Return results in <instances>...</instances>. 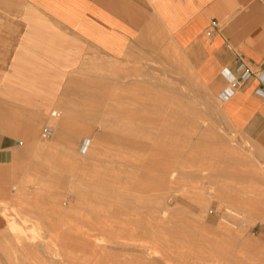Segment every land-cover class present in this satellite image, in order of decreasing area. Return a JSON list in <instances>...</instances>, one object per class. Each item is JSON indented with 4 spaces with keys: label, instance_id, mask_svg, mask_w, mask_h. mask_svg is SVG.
<instances>
[{
    "label": "rangeland",
    "instance_id": "374dc122",
    "mask_svg": "<svg viewBox=\"0 0 264 264\" xmlns=\"http://www.w3.org/2000/svg\"><path fill=\"white\" fill-rule=\"evenodd\" d=\"M261 1L264 2V0ZM29 9L30 8L25 4V0H0V16L5 17V22L3 24L5 26L4 29L10 30L8 27H10L11 24L7 23V21H16L19 23V26L21 25L23 28H28V19L30 17ZM32 17L33 19H37L38 25L41 24L42 27H45L46 21L44 17L36 12L32 14ZM47 24L49 30L53 29V33H56L57 37H60V30L55 29V26L48 22ZM65 41H68L70 46H74V48H70V50L78 52L79 55H70L65 57L58 56L53 57L52 60L49 59L47 66L53 71L48 70L45 67L46 63L42 64L39 62L38 67L48 70H46V76L42 75V79H38L41 73L38 68H34L31 71L27 70V72L25 71L31 64H35V59L29 54L25 55V53H21V59H19L21 71L19 69L16 72L17 76L15 75V78L20 80L32 79V81L36 80L38 82L36 86L41 88H38L40 91H37L33 100L0 99V113L4 115L6 124L12 122V119L15 118L19 123L21 122V124L24 123V121L29 122L31 117L33 119L34 115H38L36 113L41 112V107L45 108L44 112L46 111L42 114L39 122L38 120L33 119V122L37 123L36 133L34 134L33 139H28L27 137L25 138V136L18 137L19 141L24 144L23 147L29 146V162L26 166L22 165L24 170L23 172L27 171V173L25 175L22 174V176L20 175L21 179L19 178L13 186L14 191L13 195L10 197V202L2 204L0 207V212L6 219V227L4 230L0 231V239H2L3 234L6 235L2 239V242L4 243L1 244L0 242V264H38L39 261L41 263L43 260L42 258V260L40 259L41 256L44 257L43 261L45 262L47 260V256H50V254L51 256H48V262H46L49 264H59V259L61 262H64L61 258V246L64 242L62 236L67 228L71 227V225V228H73L75 223V227H78L79 230L81 227V231L82 229L84 230V228V231H87V227L88 229H90V227L92 229V227L96 228L99 226L97 221H92L95 218L94 216L97 218L96 213L92 211L89 212L90 214L81 212L82 209L79 206L81 200H79L77 195L81 193L80 189L84 187L82 185L83 175L84 179L87 181L90 180L89 185H91L89 188L91 190H94V187L96 191L100 188V185L96 186L93 184L94 181L104 180L112 187H117L116 185L119 184L117 188H124L125 190L123 191H125V194L127 195L129 193V196H138V194L141 197L144 196V200L139 199V203L138 200L133 202L137 204H142L144 202V209L146 211L144 209L137 210L134 206L135 210L133 207H130L128 212H130L129 216L131 218H135L138 213L140 214L143 212L141 215L143 223L145 224H148L149 218L147 219V214L150 209L154 208L157 210H164L165 205L166 209L171 207V209H168L171 214L169 217H166L169 218L178 233L175 232V236L174 233H170V236L169 233L166 234L164 230L163 233H161L162 229L154 227L157 231L153 228L150 233L151 235L153 234V236L158 233V235H155V237H158L153 238V236L147 234V236H145L146 239L144 238L142 240L151 244L152 242H157V239H161L159 240L161 244L163 245L164 243L162 247L163 257H167L168 253L167 250L164 249L166 247L165 244L172 245V248L175 247L174 250L176 253L182 252L184 253L183 256L185 254V256L189 254L188 256L191 257L187 263L179 262L177 260L175 261V264H245V261L251 262V264H264V167L261 168V166L264 165V152L261 149H255L247 141L239 139L236 132L223 118L218 99H215L208 89L196 81L193 74L189 71L175 73L172 71V66L170 64L165 66L161 65V67H159L160 71H158L155 56L147 58V60L142 62L132 60L124 63L117 62V64H121L123 69H128V71L125 70L126 73L124 72V74L126 76H122L120 79L117 78L116 81L113 75L108 72H104V67L108 68L109 63L115 62H111L106 57L99 56L94 50L88 48L82 42H79L74 38ZM20 48L23 51H28V48L24 45L23 40L20 41ZM36 58L41 59L39 55H37ZM42 58L46 59V56L43 55ZM82 68H85L86 71L87 69H89V71L91 70L90 72L87 71L85 73H91L92 70L94 73L96 71L101 74L103 73L107 77L106 82L114 86L113 89L121 90L126 94L120 97L121 99H105L106 95L104 98L100 99L99 94L95 90V95L86 96L84 99L85 102L83 99L77 100L74 97L58 96L56 94L57 90L54 87L53 79L56 76H62L63 79L61 83H64L63 80L65 79L66 81L67 78H71V76L72 79L80 78ZM11 69L12 67L9 66V73H11ZM45 79L50 82L53 81L51 83L52 87L49 89L52 94H50L44 86L46 85L44 82L47 81ZM134 82H140L141 84L145 83L146 86H149V88H147L149 91H144L141 96H137L138 98L133 95V100H141V102L131 104V99L127 98L130 96V92L128 93V91H124H126L127 88L130 90L133 86H128V84ZM157 88L160 90L159 94L156 96L155 92ZM60 90L61 88L58 90V93ZM108 91L109 94L112 93L109 88ZM39 97L40 99H36ZM63 97L66 98L65 102H62V100H65ZM47 99L49 101H46ZM172 99H181L183 104L189 107H193L196 101L197 119L192 117L184 118L183 115L186 116V114H184L183 106L179 114H174V106L171 102ZM87 100L89 102L91 101L90 104L93 105L96 101H100V109L96 111L95 114L91 113L92 111H89V107H83L86 105V102L88 104L87 106H90ZM149 101L150 103H148ZM62 105L65 106V108H62ZM85 108H88L86 109L88 111V116L87 114H85V116H87L88 119L90 118L89 120L82 114V110ZM52 112H56L59 115L61 118V125H67L63 131L66 135H69L72 132H78L83 122V124L87 125L88 128L93 131V134L95 133L94 135L98 136L104 132H119L121 134H125L126 137H133V139L142 140L150 145H153V143L157 140H161L159 145L156 147H158L159 150H165V153H168L170 157L164 158L161 162L162 168L160 167V170L155 172V168L152 167L153 161H151L153 152L148 151L141 153L140 151L136 152L133 150L134 154L133 151H131L132 149H124V147L122 148L121 146L118 148L117 144H114L113 142L112 144L110 143L111 141L107 140L108 142H102V146H104L103 149H105L104 151L102 149V155L103 153H109L106 155L109 156L108 158L112 159L113 163L117 158L119 163L122 162L120 160L122 157L120 156L121 154H126L128 156H123L125 158L123 159L124 163L122 162L124 167H114L108 177L102 178V174L104 172L103 169L98 168L101 171L100 172L97 169L98 166L96 162L89 163V161L86 162L83 158L82 154L87 145V139L81 138L77 146H74L76 150L75 152L81 156H78L79 158H73L72 152L67 149V145L56 140L58 131L57 125L59 124L60 119H57L56 116L52 118V116H50ZM13 116H15V118ZM174 116H177V118H174ZM21 117L25 120L20 121L19 119H21ZM91 119L93 120L90 121ZM88 121L90 123H88ZM194 122H196V124ZM45 125H52L55 130L54 137L48 141H43L41 138V130ZM60 130H62V127ZM8 132L9 130L6 131V133ZM130 132L138 134L130 136L127 134ZM170 132H174V134H164ZM163 138L166 139V142ZM34 139L41 145L40 148L46 147L47 150L45 148L38 150L39 148L37 149V146L34 145ZM31 142H33V145ZM52 143L58 146V149L57 146L54 147L55 150L57 149V153L53 147H50L52 151L48 150ZM62 145L65 146V149H62L64 148ZM220 149H224L225 151L222 152ZM66 151L69 153L67 154ZM229 153L237 155L238 159L230 160ZM57 154L59 155V158L56 157L58 156ZM129 154L134 155H131V157ZM52 155H54V157ZM133 157H137V159L129 160ZM76 159H78V162ZM72 161L75 162V165L72 164ZM250 161H253L252 164ZM84 162L89 163L88 167L86 166L87 169H84L86 164H84ZM125 163L127 165H125ZM82 164L84 166H82ZM136 165H138V167ZM93 168L95 169V172L92 170ZM140 168L142 171H139ZM145 168L147 169L146 171ZM119 169H121V172L117 173ZM134 169H137L136 172ZM88 170H91V174L94 172L93 174L95 175L92 174V176H90L91 174ZM172 170L178 172L177 177L172 181H168L166 178L164 183H162L163 185L158 184L159 177L157 175L159 174V171H166L168 173ZM97 171L99 173L96 179ZM115 171H117V175ZM131 171H134V173ZM229 172L233 173L230 174ZM87 176H94V178H88ZM98 177H100V179H98ZM109 177L110 182L108 180ZM124 177L126 178L124 179ZM115 180L116 182H119L116 184ZM104 181L100 182V184H105ZM168 182L170 185L167 184ZM114 183L116 185H114ZM171 183L173 185H171ZM19 185H23V187H20ZM139 185L142 187L141 189ZM131 186L132 190L130 189ZM171 187L175 189V191ZM198 188L200 189L199 191ZM38 189H42L43 191H38ZM170 189L173 191H170ZM34 192L37 193L34 194ZM142 193L144 194L143 196ZM156 196L158 199L156 198V201H154ZM162 196L164 197L162 198ZM203 198L206 200V203H203L200 200ZM76 199L79 200L80 203L77 202ZM145 199H149L150 202L153 200L154 202L152 201V203H148ZM160 199L162 205L157 204ZM196 199L198 200L195 201ZM57 201V204H60L61 202L60 205H62L63 208H65V204L67 203L74 207H72L71 211H67L68 213H66V210L64 209L60 211L58 209L57 211L55 206ZM76 202L78 204L77 206ZM200 202L202 204H200ZM19 203L21 205H19ZM36 203H38V207ZM133 205L134 204H132V206ZM49 206L51 207L49 208ZM163 206L164 208L162 209ZM76 211L77 213H73ZM50 213L54 215L52 216ZM78 216L80 218H78ZM11 219H16L20 227L32 234L33 239L30 238L32 240L29 241L30 244H33L32 248L35 246L33 249L34 252H36L35 255L37 257H35L37 259L30 253V251H26L27 249L25 252L21 251V246L19 245H14L12 248L8 245V243L13 240L8 230L9 225L11 224L10 222H13ZM70 219H73V222L70 221ZM71 222L72 224H70ZM48 225L53 232L55 231L53 236L50 235L52 231L47 228ZM54 227H58L60 230L58 228L55 230ZM34 228L35 231L31 233V230ZM61 229L63 231H61ZM43 230H46L50 234ZM93 233L97 232L94 231L92 234ZM44 236L46 238H44ZM51 236L53 237V240L51 239ZM42 239H46V242ZM61 239L63 241H61ZM53 241L54 243H52ZM5 242L8 243L6 244ZM46 243L48 246H46ZM187 244L189 245L187 246ZM51 245H53V247ZM45 246L47 247V250L44 249ZM36 247L37 249L39 247L40 250H35ZM55 248L60 250L61 253L58 252L60 254L59 256L53 254L55 256L54 257L50 252L48 254V249L51 251ZM163 251L166 252L165 255ZM44 252H47L48 255ZM175 255L176 254H174V256L172 255L171 259H177L179 257V255ZM169 256L171 257V255ZM51 257L53 259H51ZM179 258H181V256ZM21 259H26V261H24L25 263L21 262L23 261ZM28 260L33 262L30 263ZM35 260H37V263ZM50 260L53 262H50ZM54 260H57L59 263L57 261L54 262ZM44 262L43 264H47Z\"/></svg>",
    "mask_w": 264,
    "mask_h": 264
},
{
    "label": "crops",
    "instance_id": "0c3cea01",
    "mask_svg": "<svg viewBox=\"0 0 264 264\" xmlns=\"http://www.w3.org/2000/svg\"><path fill=\"white\" fill-rule=\"evenodd\" d=\"M25 4L30 8L28 33L18 30L21 25L16 21H7L11 24L8 27L11 31H3L5 17L0 16V99L33 100L41 88L36 86V80L15 78L21 66V53L35 59V64L26 68V72L38 68L43 55L46 56L45 67L53 71L47 66L49 59L79 55L70 50L74 46L65 41L74 38L99 56L115 62L109 63L108 68L104 67V72L113 75L116 81L126 76L124 72L128 71L117 62H142L154 56L158 71L161 65L170 64L175 73L191 72L194 79L219 100L223 118L239 139L264 152L263 1L25 0ZM35 12L45 18V27L33 19ZM47 22L60 30V37L53 33V29L49 30ZM21 40L28 51L20 48ZM37 55L41 59H37ZM9 66L12 67L11 73ZM87 71L81 69L83 73L76 79V87L83 90L72 98L94 96L95 90L100 99L105 95V99H121L126 94L113 89L103 73H94L93 70L85 73ZM237 79H242L238 87L230 95H225L230 83ZM52 82H44L50 94ZM90 84L92 94L87 92ZM129 85L133 87L124 91L130 92L129 99L149 91L145 83ZM108 88L112 93H108ZM159 90L157 88L156 96ZM171 102L174 114H179L183 106L189 109L184 112V118L197 119V112L193 111L196 101L193 107L185 106L181 99H172ZM19 120L25 119L21 117ZM35 129L32 117L22 124L16 118L6 124L4 115L0 113V207L10 202L13 186L20 175L27 173L23 172L22 165L29 162V146L23 147L18 137L31 139L29 137L35 134ZM5 227L6 219L0 212V231Z\"/></svg>",
    "mask_w": 264,
    "mask_h": 264
},
{
    "label": "bare ground",
    "instance_id": "6f19581e",
    "mask_svg": "<svg viewBox=\"0 0 264 264\" xmlns=\"http://www.w3.org/2000/svg\"><path fill=\"white\" fill-rule=\"evenodd\" d=\"M2 28V26L0 25V30H2L1 29ZM18 30H20V31H24V32H26V33H28V31H29V29L28 28H23V27H19V29ZM3 31H5V32H7L6 30H3ZM29 44V43H28ZM26 55V54H25ZM42 58V57H41ZM46 59H43L42 61H41V63L42 64H44V63H46V61H45ZM40 69V75H39V77H38V79H42V75H44V76H46L47 75V69H43V68H40V67H38V70ZM19 70V69H18ZM47 70V71H46ZM20 71H21V69H20ZM91 71V70H90ZM89 71V72H90ZM82 73V72H81ZM71 75V74H70ZM43 76V77H44ZM69 77V76H68ZM62 79H63V77L61 76V77H55L54 79H53V81H54V87L56 88V94L58 95V96H64V97H71L72 98V96L73 95H76V94H79V93H81L82 92V90H83V88H77L76 87V79L75 78H73L72 79V76H71V78H67V80L65 81V79L63 80V82L64 83H61V81H62ZM75 79V80H74ZM56 83V84H55ZM43 85V84H42ZM45 86V85H44ZM61 88V90H60V92L58 93V90ZM92 90H93V88H92V86H91V84L88 86V89H87V92L89 93V94H92ZM63 97V99H65L64 101L62 100V102H65L66 101V98H64ZM70 98V99H71ZM72 100V99H71ZM76 100V99H75ZM77 100H79V99H77ZM84 100V99H83ZM46 101H49L48 99L46 100ZM73 101V100H72ZM71 101V102H72ZM88 101V100H87ZM131 101L132 102H130L131 104H134V103H136V102H141V100L140 101H135V100H133V99H131ZM219 101V100H218ZM61 102V101H60ZM80 102H81V100H80ZM84 102H85V100H84ZM91 102V101H90ZM90 102L88 101V103H89V105L90 106H87L88 104H87V102H86V105H84L83 107H89V111H92L91 113H96V111H98L99 109H100V106H101V103H100V101H96V103L93 105V104H90ZM73 103V102H72ZM148 103H150V101L148 102ZM152 103V102H151ZM61 104V103H60ZM69 104V103H68ZM71 104V103H70ZM84 104V103H83ZM63 105H64V103H63ZM62 105V108L64 107L65 108V106H63ZM66 105V104H65ZM211 105V104H210ZM182 108V107H181ZM41 109V112H39V113H36V114H38L37 116H35L34 115V118L33 119H36V120H38V122L41 120V116H42V114H44L45 112H44V110H45V108L44 107H41L40 108ZM86 109H88V108H85L84 110H82V114L85 116V114H87V110ZM183 111L184 112H188L189 111V109L188 108H186L185 109V107H183ZM193 111H196L197 112V102H196V105H195V107L193 108ZM90 113V112H89ZM40 114V115H39ZM61 114V113H60ZM62 115V114H61ZM92 115V114H91ZM50 116H52V115H50ZM84 116H82V117H84ZM87 116H88V114H87ZM87 116H85L86 118H87ZM53 118V117H52ZM56 118L57 119H60V122H59V120H58V122H59V124L57 125V123H56V125H57V128H58V131H57V137H56V140H58L59 142H61V143H63V144H65V145H67V149H68V151H70V152H72V156H73V158L75 157H78L80 154H78V153H76L75 151V145L77 146V144H78V142L81 140V138H84V139H87V145H86V147H85V150H84V152H83V158H84V160H86V162L87 161H89V163L90 162H92V163H95L96 162V164H97V169L98 168H102L103 169V176H102V178H106V177H108V175H109V173L113 170V168L114 167H121L122 168V166L124 167V162H123V159H125L123 156H125V155H120V156H122L121 157V161L123 162H121V163H119V160H117V159H115L114 161L116 162H112V159L111 158H108L109 156H107L109 153H106V154H104L103 153V155H102V149H103V147L104 146H102V142L103 143H105V142H108V141H111L110 143H114V144H117V147L119 148L120 146L123 148L124 147V149L125 148H129L128 150H131V151H136V152H141V153H145V152H153V154H152V156H151V161H153V163H152V167H154L155 168V172H157L158 170H160V167H161V162H162V160L164 159V158H169L170 157V155L167 153H165V150H159L158 149V147H156V146H158L159 145V143H160V141H155L154 143H153V145H150V144H148V143H146V142H144V141H142V140H138V139H133V137H126L125 136V134H121V133H119V132H104L103 134H99V136L98 135H94L93 134V131L90 129V128H88V126L87 125H85V124H83V122H82V124H81V126H80V128H79V130H78V132H72V133H70L69 135H66L65 134V132H63L64 131V129H65V127H67V125L65 124V125H61V118L59 117V115L57 114V116H56ZM88 119V118H87ZM86 119V120H87ZM90 119V118H89ZM88 119V120H89ZM93 119H91L90 121H92ZM50 121V120H49ZM88 123H90L89 121H88ZM33 124H34V126H35V128H36V124L37 123H34L33 122ZM95 124V123H94ZM62 127V130H60V128ZM35 133H36V129H35ZM76 133V134H75ZM128 135H130V136H134L135 134H138V133H135V132H130V133H127ZM164 134H169V133H164ZM93 135V136H92ZM67 136H69V137H67ZM73 136H75V137H73ZM29 138H31V139H33L34 138V135L32 136V137H29ZM35 140V139H34ZM55 140V141H56ZM108 140V141H107ZM163 140L166 142V139L165 138H163ZM44 141V140H43ZM48 141V140H47ZM46 141V142H47ZM112 143V144H113ZM156 143V144H155ZM164 143V142H163ZM39 143L35 140L34 141V145H36L37 146V149L38 150H40V149H43V148H45L46 149V147H42V148H40L41 147V145L39 144ZM108 144V143H107ZM112 144H110V145H112ZM155 144V145H154ZM54 144L52 143V145L51 146H49V148L50 147H55V146H57V145H54ZM36 146H34V147H36ZM47 146V145H46ZM62 146H64V145H62ZM116 146V145H115ZM48 147V146H47ZM106 147V146H105ZM110 147V146H109ZM48 148V150L49 151H52L51 150V148L49 149ZM52 148V149H53ZM61 148V147H60ZM59 148V149H60ZM111 148V147H110ZM57 149H58V146H57ZM56 149V150H57ZM62 149H65V146H64V148H62ZM121 149V148H120ZM47 150V149H46ZM54 150H55V148H54ZM55 150V151H56ZM105 149H103V151H104ZM119 150V149H118ZM220 150H222V149H220ZM42 151V150H41ZM54 151V152H55ZM60 151H61V149H60ZM68 151H66V153L68 154L69 152ZM106 151H107V149H106ZM105 151V152H106ZM134 151H133V153H134ZM172 151V150H171ZM174 151V150H173ZM223 151H225L224 149L222 150V152ZM47 152V151H46ZM125 152V151H124ZM221 152V151H220ZM51 153V152H50ZM56 153H57V151H56ZM62 153V152H61ZM80 153V152H79ZM132 153V152H131ZM53 154H55V153H53ZM112 154V153H111ZM120 154V153H119ZM124 154V153H123ZM135 154V153H134ZM133 154V155H134ZM47 155V154H46ZM56 155V154H55ZM58 155V154H57ZM61 155V154H60ZM114 155V154H113ZM130 155V154H129ZM132 155V154H131ZM130 155V156H131ZM132 155V156H133ZM51 156V155H50ZM53 157H54V155H52ZM63 156V155H62ZM67 156V155H66ZM119 156V155H118ZM126 156H128V155H126ZM131 156V157H132ZM44 157V156H43ZM56 157H58L59 158V155L58 156H56ZM79 157H81V156H79ZM78 157V158H79ZM117 157V156H116ZM51 158V157H50ZM71 158V157H70ZM69 158V159H70ZM73 158H71V159H73ZM47 159V158H46ZM48 159H49V157H48ZM131 159H137V157H133V158H130L129 160H131ZM139 159V158H138ZM229 159L231 160H237L238 159V157H237V155H234L233 153H229ZM67 160V159H66ZM73 160H75V159H73ZM77 160V162H78V159H76ZM83 160V161H84ZM145 160V159H144ZM71 161V160H70ZM82 161V162H83ZM73 162V161H72ZM86 162H84V164L86 163ZM251 162V161H250ZM253 162V161H252ZM252 162H251V164H252ZM75 162H73L72 164H74ZM89 163H86L85 164V166L82 164V166H84V169H87V167H88V164ZM69 164H70V162H69ZM96 164H94V165H96ZM136 164V163H135ZM33 165V164H32ZM75 165V164H74ZM77 165V164H76ZM125 165H127L126 163H125ZM87 166V167H86ZM137 167H138V165H136ZM146 166V165H145ZM96 167H95V169H96ZM134 167V166H133ZM249 167H250V165H249ZM252 167V166H251ZM262 167H264V165L263 166H261V168ZM30 168V167H29ZM28 168V169H29ZM32 168H33V166H32ZM83 168V167H82ZM115 168V169H116ZM162 168V167H161ZM254 168V167H253ZM260 168V169H261ZM94 168L92 169L93 171L95 170ZM264 169V168H263ZM83 170V169H82ZM99 170V169H98ZM117 170V169H116ZM135 170V172H136V170L137 169H134ZM147 169L145 168V171H146ZM149 170V169H148ZM252 170V169H251ZM84 171H86V170H84ZM84 171H82V172H84ZM89 171V170H88ZM91 171V170H90ZM90 171H89V173H90ZM92 171V172H93ZM100 171V170H99ZM139 171H142L141 170V168H140V170ZM253 171V170H252ZM252 171H249V172H252ZM28 172H29V170H28ZM95 172V171H94ZM93 172V173H94ZM101 172V171H100ZM117 171H115V173H116ZM119 172H121V169H119L118 170V172L117 173H119ZM124 172V171H123ZM132 172V171H131ZM81 173V172H80ZM79 173V174H80ZM92 173V174H93ZM98 171H97V175H96V179H97V176H98ZM117 173H116V175H117ZM132 173H134V171L132 172ZM131 173V174H132ZM230 173V172H229ZM233 173V172H232ZM232 173H230V174H232ZM234 173H235V171H234ZM254 173V172H253ZM29 174V173H28ZM84 174V173H83ZM91 174V173H90ZM92 174L90 175V176H92ZM89 175V174H88ZM93 175H95V174H93ZM177 175H178V172H176V171H170V172H166V171H159V174L157 175L158 177H159V179H158V184H162V183H164V181L166 180V178L168 179V181L170 180V181H172V180H174L176 177H177ZM28 176V175H27ZM53 176V175H52ZM89 176V177H90ZM111 176V175H110ZM115 176V175H114ZM118 176H119V174H118ZM120 176H121V174H120ZM125 176H126V174H125ZM135 176V175H134ZM88 177V176H87ZM88 177V178H89ZM116 177V176H115ZM28 178V177H27ZM90 178H94V176L93 177H90ZM119 178V177H118ZM126 177H124V179H125ZM21 179V178H20ZM98 179H100V177H98ZM133 179V178H132ZM132 179H131V181H132ZM79 180V179H78ZM109 182H110V177H109ZM108 180H107V182H108ZM119 180V179H118ZM153 180V179H152ZM24 181H26V180H24ZM80 181H81V179H80ZM90 181V180H89ZM89 181H87L86 179H84V175H83V180H82V185L84 186V187H82V189H80L81 190V193L79 194V195H77V197L79 198V200H81V203L79 202V200H77V202H79L80 204H79V206H80V208L82 209V211L81 212H86V214L87 213H89L90 211H92V212H95L96 213V215H97V218H96V216H94L95 218H96V220H95V218H94V220H92V221H97L98 222V227H96V228H94V227H92V229H91V227H90V229H88V227L86 228L87 229V231H84L85 230V228H84V230L82 229V231H81V227H80V230L78 229V227H75L76 226V223H75V226L73 227V228H71L72 227V225H71V227H69V224H68V221H67V224H68V227L69 228H67L66 229V231L64 232V234H63V240H64V242H63V245L61 246L62 247V250H61V248H60V250L62 251V255H61V258H62V261H64V262H61L60 261V259H59V262L57 261V260H54V262L55 261H57L59 264H175V261H179V262H183V263H187L189 260H190V258L191 257H189L188 255L187 256H183V254L184 253H182V252H180V253H182V254H180V253H176L175 252V250H174V248L175 247H173L172 248V245H170V244H165V248L164 249H166L167 250V257L165 258V257H163V253H162V247H163V245H164V243H163V245L161 244V242L159 241V240H161V239H157V242L159 243H157V242H152L151 244L149 243L148 244V242H145V241H143L142 239H146V237L145 236H147V234H150L151 235V233H150V231H152V229L154 228V227H156L157 229L159 228V229H162V232L161 233H163V230L166 232V234L167 233H169V235H170V233L171 234H173L174 233V236H175V232H177V229L176 228H174L173 227V225H172V223H171V221L169 220V218H167V217H169L170 216V211L168 210V209H171V207H169L168 209H166V205H165V208H164V206L162 207V209L164 208V210H157V209H154V208H152V209H150L149 210V212H148V214H147V219L149 218V220H148V224H145V223H143V220H142V215H141V213H143V212H141L140 214L138 213L137 215H136V217L135 218H131L129 215H130V212H128V209L130 208V207H133L134 208V206H135V208L137 209V210H141V209H144L145 208V205H144V202L142 203V204H137V203H135V202H133V201H137L138 200V203L140 202L139 201V199H143V193H142V196L143 197H141V196H139V194H138V196L136 197V196H129L130 194L128 193V195L127 194H125V191H123V190H125L124 188H117L118 187V185H116L117 184V182H119V181H117L116 182V180H115V182H116V184L114 183V185H116L117 187H115V186H111L109 183H106L104 180V182H105V184L103 183V184H100V182H103V181H97L96 180V182L94 181V183L93 184H95L96 186L97 185H100L99 187L100 188H96L97 189V191L95 190V185L93 186L94 187V190H91L89 187H90V185H89ZM128 181H130V180H128ZM138 181V180H137ZM140 181V180H139ZM155 181V180H154ZM174 182V181H173ZM172 182V183H173ZM24 183V182H23ZM27 183V182H26ZM129 183V182H128ZM154 183H156V182H154ZM171 183V185H173ZM81 184V183H80ZM92 184V185H93ZM112 184H113V181H112ZM167 184H169V182L167 183ZM21 185V184H20ZM19 185V186H20ZM163 185V184H162ZM170 185V184H169ZM140 186V185H139ZM138 186V187H139ZM157 186V185H156ZM167 186V185H166ZM20 187H23V185L22 186H20ZM158 187V186H157ZM126 188V187H125ZM134 188V187H133ZM142 187L140 186V189H141ZM167 188H168V186H167ZM170 188V187H169ZM172 188V187H171ZM78 189V188H77ZM129 189V188H128ZM131 190H132V186H131V188H130ZM137 189V188H136ZM139 189V190H140ZM164 189V188H163ZM173 189V188H172ZM193 189V188H192ZM196 189V188H195ZM194 189V190H195ZM17 190V189H16ZM40 189H38V191H39ZM42 190V189H41ZM40 190V191H41ZM130 190V191H131ZM167 190V189H166ZM174 191H175V189H173ZM173 190H171L170 189V191H173ZM200 189L198 188V191H199ZM43 191V190H42ZM129 191V192H130ZM133 191H135V190H133ZM97 192H99V193H97ZM140 192V191H139ZM138 192V193H139ZM37 193V192H36ZM35 192H34V194H36ZM131 193H136V192H131ZM141 193V192H140ZM18 194V193H17ZM23 194H25V193H23ZM23 194H22V196H23ZM53 194V193H52ZM38 195V194H37ZM37 195H36V197H37ZM48 195V194H47ZM54 195V194H53ZM134 195V194H133ZM39 196H41V195H39ZM146 196V195H145ZM148 196V195H147ZM56 197V196H55ZM59 197V196H58ZM160 197V196H159ZM164 196H162V198H163ZM189 197V196H188ZM150 198V197H149ZM156 198H157V196L155 197V200L154 201H156ZM161 198V197H160ZM166 198V197H165ZM173 198V197H172ZM38 199V198H37ZM53 199V198H52ZM60 199V198H59ZM152 199V198H151ZM158 199V198H157ZM169 199V198H168ZM54 200V199H53ZM55 200H57V199H55ZM144 200V199H143ZM146 201H148V203H152V201L150 202V200L149 199H145ZM198 199H196L195 201H197ZM203 203H206V200L203 198V199H200ZM199 200V201H200ZM62 201V200H61ZM153 201V202H154ZM168 201V200H167ZM53 202H55V201H53ZM65 202V201H64ZM77 202H76V206L78 205L77 204ZM159 203H157L158 205H162L161 204V199H160V201H158ZM21 203V202H20ZM19 203V205H21V204H23V203H21L20 204ZM58 203V201L56 202V209H57V211H58V209H59V211L60 210H62V209H64V210H66V213H68L69 211H71V209H72V207H74V206H72L71 204H65V208H63L62 207V205H60L61 204V202H60V204H57ZM66 203V202H65ZM37 204V207H38V203H36ZM64 204V203H63ZM132 204H134L133 206H132ZM155 204V203H154ZM156 204V205H157ZM200 204H202L201 202H200ZM33 205H35V204H33ZM67 205V206H66ZM147 205V204H146ZM48 206V205H47ZM75 206V207H76ZM150 206H152V205H150ZM201 206V205H200ZM204 206H205V204H204ZM244 206H246V205H244ZM34 207V206H33ZM51 206H49V208H50ZM154 207V206H153ZM159 207V206H158ZM168 207V206H167ZM55 208V207H54ZM135 208H134V210H135ZM148 208V207H147ZM218 208V207H217ZM220 208V207H219ZM173 209V208H172ZM51 210V209H50ZM145 210V209H144ZM144 210H142V211H144ZM53 211V210H52ZM51 211V212H52ZM56 211V212H57ZM68 211V212H67ZM78 211V210H77ZM77 211L76 212H73V213H77ZM131 211H133V210H131ZM146 211V210H145ZM147 211H148V209H147ZM65 212V211H64ZM135 212V211H134ZM138 212V211H137ZM173 212V211H172ZM51 214V213H50ZM58 214V213H57ZM79 214H81V213H79ZM78 214V215H79ZM90 214V213H89ZM88 214V215H89ZM52 215V214H51ZM50 215V216H51ZM54 215V214H53ZM52 215V216H53ZM70 215H71V213H70ZM173 215V214H172ZM65 216V215H64ZM67 216H69V215H67ZM93 216V215H92ZM144 216V215H143ZM167 216V217H166ZM44 218V217H43ZM78 218H80L79 216H78ZM88 219V218H87ZM93 219V218H92ZM173 219V218H172ZM8 220V219H7ZM11 220H13V222H10L11 224L9 225V228H8V230H9V232H10V234H11V237L13 238V240H11V242L10 243H8V242H5L6 244L8 243V245L12 248V246H21V251H24L25 252V250L26 251H30V253L31 254H33V256L35 257L36 255V252H34V247L32 248V246H33V244L31 243L30 244V241L29 240H32L33 239V237H32V234H30V232H27L25 229H23L22 227H20L19 225H18V221H16V219H11ZM73 220V219H72ZM71 219H70V221H72ZM89 220V219H88ZM9 221V220H8ZM73 222V221H72ZM72 222L70 223V224H72ZM77 222V221H76ZM90 222V221H89ZM93 222V223H94ZM96 222V223H97ZM147 222V221H146ZM93 223H92V225H93ZM95 223V224H96ZM65 224H66V222H65ZM81 224V223H80ZM89 224V223H88ZM88 224H87V226H88ZM245 224V223H244ZM85 225V224H84ZM90 225H91V223H90ZM47 226V225H46ZM64 226H66V225H64ZM63 226V227H64ZM95 226V225H94ZM152 226V227H151ZM47 228H49L50 229V227H49V225H48V227ZM55 228V227H54ZM56 228H58V227H56ZM56 228H55V230H56ZM62 228V227H61ZM45 229V228H44ZM53 229V228H52ZM59 229V228H58ZM155 229V228H154ZM54 230V229H53ZM60 230V229H59ZM156 230V229H155ZM154 230V231H155ZM35 231V228L34 229H32L31 230V233L32 232H34ZM43 231H46V230H43ZM50 231H52L51 229H50ZM61 231H63L62 229H61ZM91 231V232H90ZM97 232V233H93L92 234V232ZM157 231V230H156ZM47 232V231H46ZM53 232V231H52ZM51 232V234L49 233V232H47V233H49L50 235H52L53 236V234H54V232L52 233ZM164 232V233H165ZM7 233V232H6ZM46 233V234H47ZM56 233H57V231H56ZM91 233V234H90ZM178 233V232H177ZM59 234V233H58ZM42 235V234H41ZM56 235V234H55ZM155 235H158V233L157 234H155ZM155 235L153 236V234L151 235V236H153V238L155 237ZM165 235V234H164ZM169 235H167V236H169ZM6 235L5 234H3L2 235V239L5 237ZM51 236V237H52ZM60 236V237H61ZM160 236V235H159ZM163 236V235H162ZM171 236V235H170ZM41 237V236H40ZM61 237V238H62ZM149 237V236H148ZM158 237V236H157ZM157 237H155V238H157ZM164 237V236H163ZM30 238H32V239H30ZM44 238H46L45 236H44ZM2 239H0V242H1V244H3L4 242H2ZM48 239H49V237H48ZM52 240H53V237L51 238ZM50 239V240H51ZM148 239V238H147ZM180 239H182V238H180ZM42 240H44V239H42ZM46 240V239H45ZM44 240V241H45ZM57 240V239H56ZM62 239H61V241H63ZM155 240V239H154ZM13 241V242H12ZM55 241V240H54ZM54 241L52 242V243H54ZM46 242V241H45ZM58 242V241H57ZM169 242V241H168ZM15 243V244H14ZM41 243V242H40ZM43 243V242H42ZM50 243V242H49ZM56 243V242H55ZM35 244V243H34ZM36 244H37V242H36ZM35 244V245H36ZM51 244V243H50ZM40 245V244H39ZM38 245V246H39ZM44 245H45V243H44ZM57 245V244H56ZM162 245V246H161ZM189 244H187V246H188ZM46 246H48L47 245V243H46ZM45 246V248L44 249H46L47 247ZM52 247H53V245H51ZM185 247H187L186 245H184ZM41 247V246H40ZM57 247H58V245H57ZM193 247V246H192ZM177 248V247H176ZM38 249H39V247H38ZM38 249H37V247H36V249L35 250H37L38 251ZM43 249V248H42ZM55 249H56V251H55ZM55 249H52L51 251H50V249H48V254H49V252L50 253H52V255L54 254V255H57V256H59L60 254L58 253V252H60V250L59 249H57V248H55ZM40 250V249H39ZM47 250V249H46ZM177 250V249H176ZM42 251V250H41ZM47 252H44L46 255H48L47 254ZM164 252V255L166 254V252L165 251H163ZM58 253V254H57ZM61 253V252H60ZM22 254H23V252H22ZM39 254V253H38ZM41 254L43 255V253L41 252ZM40 254V255H41ZM160 254V255H159ZM174 254H176L175 256H177V255H179V257L181 256V258H177V259H171L172 258V255L174 256ZM53 255V256H54ZM169 255H171V257L169 256ZM44 256V255H43ZM49 256V255H48ZM47 256V260H46V257H45V260L48 262V258L51 256V254H50V256L48 257ZM169 256V257H168ZM191 256V255H190ZM37 257V256H36ZM35 257V258H36ZM55 257V256H54ZM193 257V256H192ZM43 259L44 260V257H40V259ZM59 258V257H58ZM24 259V258H23ZM23 259H21V260H23ZM37 259V258H36ZM41 259V260H42ZM51 259H53L52 257H51ZM42 260V262L40 263V261H39V263L40 264H43V261ZM198 260V259H197ZM13 261V260H12ZM19 261V260H18ZM24 261H26V259L25 260H23V261H21V262H24ZM30 263H32L30 260H28ZM27 261V262H28ZM36 261V263H37V260H35ZM45 261V262H46ZM11 262V261H10ZM44 262V263H45ZM46 262V263H47ZM50 262H53V261H51L50 260ZM25 263V262H24ZM38 263V264H39ZM245 264H251V262H247V261H245L244 262ZM27 264H29V263H27ZM35 264V263H34ZM47 264H49V263H47ZM52 264V263H51ZM54 264V263H53ZM257 264V263H256Z\"/></svg>",
    "mask_w": 264,
    "mask_h": 264
},
{
    "label": "built area",
    "instance_id": "2783aa9c",
    "mask_svg": "<svg viewBox=\"0 0 264 264\" xmlns=\"http://www.w3.org/2000/svg\"><path fill=\"white\" fill-rule=\"evenodd\" d=\"M263 75H261V78L263 77ZM262 79H264V78H262ZM241 80L242 79H237L235 81H232L230 83V87L225 91V95H227V96L230 95L231 91L238 87ZM51 115H52V117H55V116H57V113L52 112ZM54 135H55V130H54V127L52 125H45L41 130V138L43 140H49V139L53 138Z\"/></svg>",
    "mask_w": 264,
    "mask_h": 264
}]
</instances>
